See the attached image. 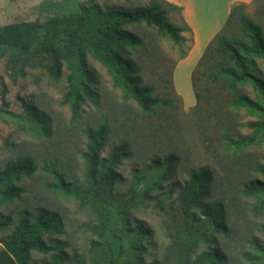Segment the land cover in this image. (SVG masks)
Returning a JSON list of instances; mask_svg holds the SVG:
<instances>
[{
    "label": "rangeland",
    "instance_id": "1",
    "mask_svg": "<svg viewBox=\"0 0 264 264\" xmlns=\"http://www.w3.org/2000/svg\"><path fill=\"white\" fill-rule=\"evenodd\" d=\"M90 1L105 9H135L158 2L168 10L173 24L185 27L181 11L161 0H0V26L43 23L77 14L80 4ZM241 13L259 25L264 34V0L242 6L223 32L228 40L249 44ZM127 29L143 41L130 57L141 68L144 82L153 85V96L166 101L149 112L124 97L106 68L89 54L86 61L97 102L88 101L76 119L69 104L64 103L71 74L68 61H61L62 70L55 78L37 65L48 62L42 47L28 58L17 57L10 50L0 58V170L27 157L36 165L30 178L15 183L23 189L19 198L2 203L0 195V224L7 223L5 229H0V241L12 235L22 218L34 220L39 210L47 209L61 216L63 232L47 234L45 238L55 250L47 254L33 252L30 264H107L119 234L124 236L126 253L122 262L126 264H194L207 251L225 256L223 263L216 264H251L245 259L248 253L257 254L251 240L256 238L264 245V214L256 212L264 195L247 197L243 188L249 181H264V127L254 146L234 150L230 141L250 136L254 131L250 124L264 116L259 110L236 109L233 102L248 97L264 104L263 92L250 83L230 84L219 77V66L230 64L227 56L217 52V43L211 62L193 79L204 53L189 74L197 59L187 58L194 49L192 30H185V41L177 44L144 22ZM62 53L77 63L74 53L67 49ZM255 60L253 72L264 80V63ZM41 112L49 119L47 133L33 117ZM103 124L108 126L109 134L102 157L122 144L127 157L117 168L120 179L113 187L92 189L84 158L86 131ZM171 154L178 163L168 178H159L160 172L149 170L154 161ZM203 166L215 170L207 202L223 205L227 233L210 229L199 210L185 213L180 205L181 189L192 171ZM54 171L91 193L80 200L55 191ZM137 176H144V180L137 183ZM125 213L130 229L124 221ZM138 225L150 234L142 241L145 251L140 257L132 245L138 238L134 232ZM3 248L0 242V250Z\"/></svg>",
    "mask_w": 264,
    "mask_h": 264
},
{
    "label": "trees",
    "instance_id": "2",
    "mask_svg": "<svg viewBox=\"0 0 264 264\" xmlns=\"http://www.w3.org/2000/svg\"><path fill=\"white\" fill-rule=\"evenodd\" d=\"M174 8L180 10L178 7ZM241 9L242 6L233 9L225 27L208 45L193 72V79L200 68L207 67L211 62L215 52L214 44L217 43L219 46L217 52L227 56L230 64L219 66V77L228 80L230 84L250 83L264 94V80L253 72L255 59H261L264 63V34L261 27L241 13L240 18L247 32L246 37L249 44L243 41L228 40L223 33L230 24V20ZM142 22L156 27L159 32L168 35L177 44L185 41L182 35L185 30L191 31L186 24L184 28L173 24L169 20L168 10L158 2H153L148 7L135 9L120 7L105 9L100 4L90 1L88 4H80L77 14L54 17L43 23L35 21L0 26V58L4 56L6 50L12 51L17 57L28 58L30 54L38 53V47H42V50L49 56L48 62H38L37 65L46 68L55 78L59 77L62 70L61 61H68L71 74L68 77V91L64 97V103L69 104L73 117L76 119L88 101L97 102V92L92 87L94 79L86 61V55L89 54L106 68L115 87L122 91L124 97L136 101L143 112H149L166 101L153 96V85L144 82L141 68L130 57L133 50L142 47L143 41L127 27ZM64 49H67L70 54H75L77 63L74 64L68 54L62 53ZM194 86H196L195 81ZM233 106L236 109L246 108L250 111L264 112V104L261 101H254L248 97L237 99L233 102ZM33 117L47 133L49 119L44 113H34ZM250 126L254 128L250 136L230 141L234 150L251 147L259 142L257 135L264 127V116L262 120L253 122ZM108 134L109 128L105 124L86 131L87 148L84 158L87 162V178L92 189L98 186L113 187L120 179L117 168L127 157L124 144L114 148L107 157H102ZM177 163L178 158L171 154L162 161H154L149 170L155 169L160 172L159 178H168ZM35 171V162L30 157L9 164L0 170L1 202L6 203L19 198L23 189L15 183L24 178H30ZM261 173L264 176V168L261 169ZM215 174V170L210 166H203L192 171L178 199L185 213L193 209L199 210L206 218L210 229L227 233V226L223 222V205L207 202L211 197ZM54 177V190L67 197L83 200L91 193L89 189L84 190L68 182L65 175L59 171H54ZM136 180L139 183L144 180V176H137ZM243 194L247 197H262L264 181L258 179L249 181L244 185ZM256 212L264 214V202L256 208ZM192 216L197 217L196 213ZM124 221L130 229L127 213L124 214ZM6 226L7 223L0 224V229H5ZM62 232V218L57 212L41 209L34 220L28 217L22 218L12 235L0 241L4 245V248L0 250V264H30L33 252L47 254L55 250L45 236ZM134 232L137 233L138 238L132 244L133 250L140 257V252L145 251L142 241L150 234L141 225L136 226ZM115 238V246L110 249L107 264H126L122 262L126 253L123 243L124 236L119 234ZM251 244L257 254L248 253L245 259L251 264H264L262 262L264 245L256 238L251 240ZM225 259V256L218 251H207L198 257L194 264L223 263ZM77 264L81 263L77 262Z\"/></svg>",
    "mask_w": 264,
    "mask_h": 264
},
{
    "label": "crops",
    "instance_id": "3",
    "mask_svg": "<svg viewBox=\"0 0 264 264\" xmlns=\"http://www.w3.org/2000/svg\"><path fill=\"white\" fill-rule=\"evenodd\" d=\"M180 8L185 24L194 34V49L188 60L197 58L189 74L195 67L201 54L225 27L230 14L237 6H249L255 0H164ZM199 51V52H198ZM186 58V59H187Z\"/></svg>",
    "mask_w": 264,
    "mask_h": 264
},
{
    "label": "bare ground",
    "instance_id": "4",
    "mask_svg": "<svg viewBox=\"0 0 264 264\" xmlns=\"http://www.w3.org/2000/svg\"><path fill=\"white\" fill-rule=\"evenodd\" d=\"M199 52V51H198Z\"/></svg>",
    "mask_w": 264,
    "mask_h": 264
}]
</instances>
